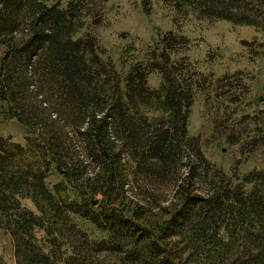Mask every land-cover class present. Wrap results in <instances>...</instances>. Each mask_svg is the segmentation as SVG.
I'll use <instances>...</instances> for the list:
<instances>
[{
  "label": "trees",
  "instance_id": "16d2710c",
  "mask_svg": "<svg viewBox=\"0 0 264 264\" xmlns=\"http://www.w3.org/2000/svg\"><path fill=\"white\" fill-rule=\"evenodd\" d=\"M106 1L0 0V100L32 133L24 146L0 136V228L15 264H264V170L226 173L189 133L197 81L162 50L184 38L162 36L154 59L122 77L93 36H77L79 15L97 18ZM162 1L264 30V0Z\"/></svg>",
  "mask_w": 264,
  "mask_h": 264
},
{
  "label": "rangeland",
  "instance_id": "374dc122",
  "mask_svg": "<svg viewBox=\"0 0 264 264\" xmlns=\"http://www.w3.org/2000/svg\"><path fill=\"white\" fill-rule=\"evenodd\" d=\"M47 1L61 7L69 2ZM99 11L97 18L79 15L83 27L77 36H93L103 57L122 77L131 70L132 63L143 67L154 59L163 48L162 36L171 33L179 41L184 38V45L179 42L172 50L167 46L162 50L172 53L175 65L181 60L187 62L197 81L188 116L189 133L207 139L202 147L205 158L226 173L242 175L264 170V30L183 15L162 0H107ZM3 50L0 45V55ZM160 82L157 71L146 74L148 88L153 90ZM230 130L238 132L235 137H226ZM31 135L25 126L8 117L6 102L0 100V136L24 146ZM60 179L56 171H50L48 188ZM156 185L159 191L166 188ZM94 197L97 201L102 198ZM21 205L39 213L28 197L21 199ZM74 220L92 236L103 237L88 221L77 217ZM36 235L45 237L43 230ZM68 255L66 251L63 257ZM0 264H15L11 238L1 228Z\"/></svg>",
  "mask_w": 264,
  "mask_h": 264
},
{
  "label": "water",
  "instance_id": "95a60500",
  "mask_svg": "<svg viewBox=\"0 0 264 264\" xmlns=\"http://www.w3.org/2000/svg\"><path fill=\"white\" fill-rule=\"evenodd\" d=\"M92 203L93 204H97V200L96 199H93Z\"/></svg>",
  "mask_w": 264,
  "mask_h": 264
}]
</instances>
